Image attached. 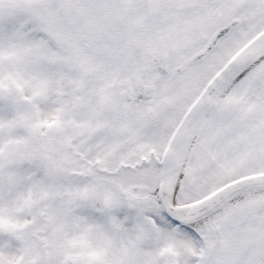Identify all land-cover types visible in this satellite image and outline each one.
<instances>
[{
    "label": "snow or ice",
    "instance_id": "obj_1",
    "mask_svg": "<svg viewBox=\"0 0 264 264\" xmlns=\"http://www.w3.org/2000/svg\"><path fill=\"white\" fill-rule=\"evenodd\" d=\"M0 264H264V0H0Z\"/></svg>",
    "mask_w": 264,
    "mask_h": 264
}]
</instances>
